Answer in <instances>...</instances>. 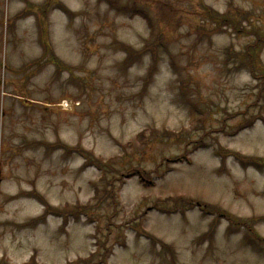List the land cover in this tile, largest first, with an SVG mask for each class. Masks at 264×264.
Here are the masks:
<instances>
[{
	"label": "rangeland",
	"instance_id": "rangeland-1",
	"mask_svg": "<svg viewBox=\"0 0 264 264\" xmlns=\"http://www.w3.org/2000/svg\"><path fill=\"white\" fill-rule=\"evenodd\" d=\"M46 1L0 0V264H264V0Z\"/></svg>",
	"mask_w": 264,
	"mask_h": 264
},
{
	"label": "trees",
	"instance_id": "trees-1",
	"mask_svg": "<svg viewBox=\"0 0 264 264\" xmlns=\"http://www.w3.org/2000/svg\"><path fill=\"white\" fill-rule=\"evenodd\" d=\"M48 1L49 0H47L45 3L48 4L47 3ZM99 1L107 3L112 9H117V11L119 10V12L129 11V7L122 6L119 0H99ZM45 3H43V4H45ZM43 4L41 5V7L43 6ZM56 8L61 10V11H63L64 13H66L69 16L70 19H72L73 17L76 16V14L74 12H72L68 7H66L62 3H57L56 4ZM134 10H140L141 12L143 11V10H141L139 8H135V9H133L131 11H134ZM141 12L139 14L136 13V15L142 16ZM214 19H221V21H222L221 24H225L226 23V19L224 17L222 18V16H218V17H216ZM150 28H152L153 29L152 31H154L155 26H154L153 23L151 24ZM158 37H159V35L156 38L158 39ZM162 39H163V37L161 36L160 40H162ZM262 41L264 42V39H262ZM155 42H151V43H155ZM156 45H157L156 43H155V45H150L149 48L155 50L154 47ZM259 45H260V43H258L257 45L253 44L252 46H249L247 48V54H248V57H249V60L247 62V65H248L247 68H248L249 72L251 73V75L253 76L254 79H256V80L260 79L261 81L263 80V82H261V89L260 90H261V92H264V74L261 75V74L257 73V67H256V64H255V55L256 54L254 52H255L256 49H257V51H259V49H260ZM121 47H123V49L127 53V57L124 60V62H130L132 59H136L137 56L139 57L138 53H140L142 55V54L145 53L143 51H146L148 49V46H146L143 51H136L132 46H129L127 44H121ZM252 47L254 48L253 50H252ZM46 50L48 51V50H50V48L47 47ZM54 60H55V56H54ZM55 64L59 68L60 61L59 60L56 61ZM67 67H68V69L70 68L69 66H67ZM151 71L153 72V68H151ZM150 75L152 77L153 74H150ZM171 135H174V134H171ZM143 136H144V134L141 133L140 136H139L141 140H142ZM62 147L64 148L65 151H73V148L70 147V146H62ZM104 161L101 158H96L95 160H93L92 164L95 163V164L100 166V164L103 163L102 165L106 166L107 163H105L106 161L105 162ZM134 175H137V174H134ZM140 179L145 185H151V183L146 182L144 180V177L140 176ZM29 195H31V197H33L34 199H37L45 207L44 213L40 217L31 220V223H33L36 226L41 225V224L45 223L46 219H48V217H50L52 215H55V216H58V217H62V218L65 219V222H67L66 217L68 216L69 212H68V210L66 208H64V207L63 208H59V209L55 208V207L49 205L48 202L44 198H42L40 195H38L36 193H31ZM80 211H82V208L80 209ZM149 238L154 240V241H158L157 238H154L151 234H149ZM163 245L166 246L165 244H163ZM84 261H86V263L88 264L87 260H84ZM34 264H37V263H34Z\"/></svg>",
	"mask_w": 264,
	"mask_h": 264
}]
</instances>
